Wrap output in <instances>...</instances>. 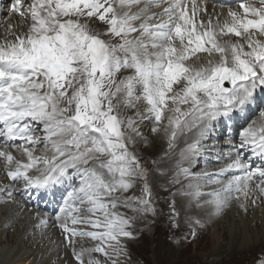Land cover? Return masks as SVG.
I'll return each mask as SVG.
<instances>
[{"label":"snow or ice","instance_id":"obj_1","mask_svg":"<svg viewBox=\"0 0 264 264\" xmlns=\"http://www.w3.org/2000/svg\"><path fill=\"white\" fill-rule=\"evenodd\" d=\"M142 3L138 11L131 10ZM164 3L168 6L162 12H150L151 6ZM12 7L27 20L24 0H14ZM125 7L127 11H118L113 0H29L28 30L0 43V137L21 141L12 147L27 157L22 162L0 150L6 176L40 188L73 172L78 175L79 186L55 217L78 264H104L92 253L103 254L111 264L121 256L130 261L126 241L136 238L135 217L119 208L140 213L143 205L154 212L149 169L135 152L136 137L142 134L135 117L121 118L122 106L134 108L145 100L157 125L153 131L159 132L166 121L169 151L185 137L169 183L180 184V194L199 210L188 217L193 238L221 217L233 199L242 198L240 207L246 210L249 197L253 203L264 197V166L253 168L240 155L253 147L264 156V126L259 134L255 127L242 131L235 155L219 173L192 170L212 122L234 108L242 110L257 88L264 89V0L242 2V13L229 9L223 23L214 9L209 13L195 0L191 8L188 0H119V8ZM93 18L103 30L90 26ZM230 34L244 42L224 39ZM198 53L207 54L206 66L186 63L201 59ZM34 125L43 136L35 135ZM41 141L51 156L34 155ZM233 170L242 174L226 182L214 178ZM202 178L223 186L205 193ZM137 181L141 195H125ZM0 190L7 202H14L11 190ZM170 207L175 219L174 201ZM77 237L99 243L77 250Z\"/></svg>","mask_w":264,"mask_h":264},{"label":"bare ground","instance_id":"obj_2","mask_svg":"<svg viewBox=\"0 0 264 264\" xmlns=\"http://www.w3.org/2000/svg\"><path fill=\"white\" fill-rule=\"evenodd\" d=\"M208 3L209 13H212L214 9L215 14L220 13L219 19L222 18L224 21L227 18L229 9L234 4V0H209ZM189 4L191 6L192 0H190ZM195 4L197 5V0H195ZM219 6L223 7V9ZM203 60L206 62L207 59L203 58ZM139 125L142 126L139 132L142 131L143 136L136 137L135 151L141 152V147L147 144L144 150L145 153L148 158L151 157L156 160V165L151 173V183L155 194L162 195L161 191H158L164 187H169L168 185H163L169 182V178L160 177L155 173V170H170L176 154L162 158V155L167 153L165 148L168 133L164 130L153 133V126L148 122L140 123ZM5 188L6 180L0 170V189ZM253 198L249 197L244 202L246 210L240 207L242 198L237 199L230 205L229 209L225 210L221 217L216 218L214 222L205 228L209 232L213 247L217 249L216 252H225L230 249L236 250L237 247L242 248L246 245H259L264 248V207L257 199L253 203ZM13 200L14 202L0 203V243H3L2 245L0 244V264H78L73 259L69 248L63 247L64 243L56 232L49 227L38 224V220L41 217L39 212L33 211L17 197H13ZM177 200L179 203L178 208L184 215L183 220L189 224L188 217L198 213L199 210L192 207L189 203V197H177ZM155 219H139L138 228L143 229ZM155 229L156 227L149 226L145 230V235L154 240L152 234ZM136 232L138 233L139 231ZM134 240L137 239L126 241L129 254L131 253L130 244ZM75 245L78 250L79 247L85 246V242L76 241ZM123 261V264H136L135 261L133 262V257H131L130 261H126L125 258H119L118 264H122Z\"/></svg>","mask_w":264,"mask_h":264},{"label":"rangeland","instance_id":"obj_3","mask_svg":"<svg viewBox=\"0 0 264 264\" xmlns=\"http://www.w3.org/2000/svg\"><path fill=\"white\" fill-rule=\"evenodd\" d=\"M145 149L146 146L144 144L141 147V154L146 161L148 156L144 151ZM148 159H150L147 160L149 165H153L154 162L156 165L155 159L151 157ZM166 190L167 188H163L164 195L157 194L156 196L159 208L158 220L160 221L153 225V227H156L155 232L153 231L152 234L154 240L147 237L145 232H143L144 234L140 239L134 240L130 244V254L133 257V262L135 261L136 264H256L259 259L264 257V248L259 245H246L242 248L237 247L236 250L230 249L225 252H216L217 249L213 247L209 232L205 229H202L194 240H187L186 226L189 224L183 220L184 215L182 214L181 216V225L180 217L178 219V230H174L176 225L169 223L166 219L165 210H168L171 205V202L164 198L167 196L165 194ZM176 203V209L180 214L177 200ZM174 234L176 235L175 237H173ZM0 244L2 245L3 243Z\"/></svg>","mask_w":264,"mask_h":264}]
</instances>
